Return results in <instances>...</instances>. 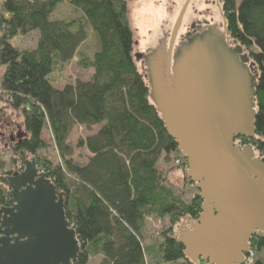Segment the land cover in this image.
Instances as JSON below:
<instances>
[{"label":"trees","instance_id":"trees-1","mask_svg":"<svg viewBox=\"0 0 264 264\" xmlns=\"http://www.w3.org/2000/svg\"><path fill=\"white\" fill-rule=\"evenodd\" d=\"M64 1L80 15L69 20L51 18ZM218 1L225 31L245 53V48L250 50L247 54L257 69L255 136L238 135L234 142L251 145L255 156L264 161V0ZM88 27L96 49L79 63L93 69L91 79L55 88L49 76L78 53L89 37ZM32 30L38 31L34 48L18 49L9 42L18 33ZM133 45L127 0H4L0 88L8 105L20 111L24 126L23 138L13 148L23 162L27 154L32 155L63 195L66 218L81 245L72 264H88L95 256H101L99 264H203L187 258L176 235L179 225L163 235L159 259L146 258L150 216L168 217L172 225L185 217L195 221L202 212V199L197 194L185 201L158 169L161 158L168 161L174 153L185 156L149 98L150 88L135 63ZM77 124L99 126L78 140L77 146L91 153L85 164L73 161L74 149L68 142ZM45 129L51 133L60 163L38 157L47 147L42 137ZM0 205H12L2 184ZM249 247L256 252L264 248V234L253 232ZM253 264H264V259L256 258Z\"/></svg>","mask_w":264,"mask_h":264},{"label":"water","instance_id":"water-1","mask_svg":"<svg viewBox=\"0 0 264 264\" xmlns=\"http://www.w3.org/2000/svg\"><path fill=\"white\" fill-rule=\"evenodd\" d=\"M189 2L172 28L167 55L160 54L155 66L157 79L148 85L202 199L199 217H185L176 235L187 258L197 263L241 264L252 233L264 234V161L251 145L234 142L238 135L255 136L257 69L243 46L233 40L229 47L215 33L180 42L172 66ZM161 9L157 47L151 52L167 41L175 8L165 2ZM0 184L12 200L10 206L0 205V264H72L81 253L76 230L66 218L63 195L36 159H26L22 171L0 175Z\"/></svg>","mask_w":264,"mask_h":264},{"label":"rangeland","instance_id":"rangeland-1","mask_svg":"<svg viewBox=\"0 0 264 264\" xmlns=\"http://www.w3.org/2000/svg\"><path fill=\"white\" fill-rule=\"evenodd\" d=\"M4 0H0V12H2V3ZM186 0H127L129 9L130 26L133 31L134 48L133 54L137 58H140L143 54L151 52L157 47V31L163 17L161 4L167 2L173 6L174 14L171 22V30L176 22L178 14ZM80 15L72 6L66 1L61 3L54 13L53 19L69 20L76 18ZM223 14L220 9L218 0H190L185 14L183 16L181 26L178 30L177 38L181 36L186 37L189 26L192 22L197 23H215L221 24ZM188 26V27H187ZM88 39L80 46L78 53L74 58L65 64L63 67L58 66L54 72L49 76L52 85L55 88H62L66 83H73L75 80L87 81L91 79L93 69L84 68L80 65L79 61L82 56L91 58L95 49V41L91 34V29L87 28ZM168 35V36H169ZM170 37V36H169ZM168 37V39H169ZM167 39V42H168ZM38 40V31L32 30L26 33H18L9 42L18 49H32L36 46ZM176 44V43H175ZM178 44L176 46L178 47ZM252 51H256V48L252 47ZM245 51L249 53L250 50L245 48ZM148 54V53H147ZM138 70L143 74L141 63L135 60ZM4 72V66L0 65V79ZM144 75V74H143ZM149 86L150 79L146 76ZM99 128L98 125L94 128H86L83 125H75L68 137V142L73 147L72 159L76 163H84L88 151L84 147H78V140L85 138L91 134L94 130ZM24 132L23 117L19 110H15L7 103L6 95L0 88V164L3 168L0 171L2 175H11L24 169V163L22 158L15 154L13 145L20 139H22V133ZM19 134H21L20 137ZM10 136L14 137V140H9ZM43 140L47 147L44 150L38 152L41 157L46 158L52 163H60V157L57 153L51 133L48 129L43 131ZM257 156V154H256ZM32 155H26V159L32 158ZM258 157V156H257ZM182 158L180 153H174L170 155L169 160L166 161L163 158L158 163V169L166 176L167 183L172 186L176 194L190 202L194 196L199 194L196 184L191 182L186 169L187 165L178 164L177 159ZM42 170V169H41ZM43 171V170H42ZM180 223L171 224V221L167 218H159L155 215H151L147 221V227L145 232L144 245L146 247V258L149 261L152 259H159L158 246L163 241V235L170 229L173 231L177 229ZM255 252V259H264V248L259 252ZM101 256L91 257L88 264H99ZM168 264V263H161ZM205 264V262L203 263Z\"/></svg>","mask_w":264,"mask_h":264},{"label":"flooded vegetation","instance_id":"flooded-vegetation-1","mask_svg":"<svg viewBox=\"0 0 264 264\" xmlns=\"http://www.w3.org/2000/svg\"><path fill=\"white\" fill-rule=\"evenodd\" d=\"M214 33L219 38H223L225 43H227V45L229 47H232V48L234 47L233 40H235V39H233V38H231L230 36L227 35V33L225 31V27H224L223 21H222L221 24L208 23L207 21L205 23L202 22L201 24L197 23V22H192L191 25L188 28L186 37L182 36L180 39H178L177 36H176L175 43L177 44V43L182 42L181 43L182 45H183V43L187 44L188 41L191 40V39H194V38L195 39H202V38H204V36H206L208 34L211 35V34H214ZM168 40H170V37H169ZM175 43H174V46H173V53H172V66H173V55H174L175 52L177 53L178 47L181 45V44L180 45L178 44V47H177ZM168 45H169V41L166 43V39H163L162 46H161V48L159 50H157L155 52H150V53L147 52L149 54H147V53L143 54L142 56H140V58H137V56H136V60L141 63L142 69L144 71L143 72L144 76H147L150 80L155 81V79H157V74H156V72L154 73V69H155V66L158 67L157 63L160 62V61L158 62L159 58H161L164 55H167ZM164 66H163V69L165 68ZM173 74L174 73L171 70L170 75L172 76ZM145 79H146V77H145ZM162 94H164V92ZM10 139L14 140V137L10 136ZM235 144H237V143H235ZM237 146L243 147V146H240V145H237Z\"/></svg>","mask_w":264,"mask_h":264},{"label":"built area","instance_id":"built-area-1","mask_svg":"<svg viewBox=\"0 0 264 264\" xmlns=\"http://www.w3.org/2000/svg\"><path fill=\"white\" fill-rule=\"evenodd\" d=\"M176 162L178 164H185L188 166V163H187V159L186 158H178L176 160ZM254 260H255V252H254V248L252 247H249L247 249V251L244 253V256H243V259H242V262L241 264H253L254 263Z\"/></svg>","mask_w":264,"mask_h":264},{"label":"crops","instance_id":"crops-1","mask_svg":"<svg viewBox=\"0 0 264 264\" xmlns=\"http://www.w3.org/2000/svg\"><path fill=\"white\" fill-rule=\"evenodd\" d=\"M92 128H94V126L92 127ZM99 129V128H98ZM97 129V130H98ZM97 130H94L92 133H94V132H96ZM91 133V134H92ZM90 135V134H89ZM91 156V153L88 151V154H87V157H86V161L84 162V163H82V164H85V163H87V161H88V158Z\"/></svg>","mask_w":264,"mask_h":264},{"label":"bare ground","instance_id":"bare-ground-1","mask_svg":"<svg viewBox=\"0 0 264 264\" xmlns=\"http://www.w3.org/2000/svg\"><path fill=\"white\" fill-rule=\"evenodd\" d=\"M187 27H188V26H187ZM169 36H170V35H169ZM169 36H168V37H169ZM175 40H176V39H175ZM172 53H173V51H172ZM171 61H172V58H171ZM171 63H172V62H171Z\"/></svg>","mask_w":264,"mask_h":264}]
</instances>
